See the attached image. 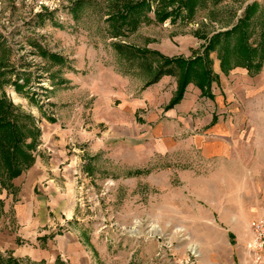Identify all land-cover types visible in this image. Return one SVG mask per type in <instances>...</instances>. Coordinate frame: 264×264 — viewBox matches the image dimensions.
<instances>
[{"label":"rangeland","instance_id":"374dc122","mask_svg":"<svg viewBox=\"0 0 264 264\" xmlns=\"http://www.w3.org/2000/svg\"><path fill=\"white\" fill-rule=\"evenodd\" d=\"M150 1L151 22L117 39L111 35V0H0V60L8 82L0 85V94L33 116L40 130L59 115L74 130L65 138L71 161L63 165L73 170L60 181L66 192H74L78 224L71 227L80 238L79 249L69 254L42 261L0 252V264L9 259L17 264H264L251 249L252 224L264 220V181L254 156L260 134L252 133L254 126L264 125V65L255 76L235 66L242 63L237 34L223 42L228 73L219 60L220 48L211 54L213 71L220 76L212 85L213 98L194 84L187 87L186 93L199 99L180 117L188 128L175 129L170 143L163 142L168 136L151 135L167 123L163 116L144 131L139 119L140 130L125 133L98 125L106 112L93 114L85 90L100 69H114L129 80L125 92L148 98L150 110L165 111L178 90L176 77L163 76L149 86L155 77L150 69L155 73L159 61L131 62L114 45L191 59L203 53L206 41L201 37L231 30L252 3L262 7L253 22L258 43L264 38V0H199L193 16L177 23L157 21L158 3ZM44 51L61 56L64 64L45 57ZM161 82L165 87L160 89ZM40 139L36 159L42 152ZM48 147L53 150L42 153L44 164L58 157L56 148ZM31 169L14 182L28 180ZM14 189L5 190L0 181V223L12 217L9 207L19 202L12 196L19 188ZM18 250L31 248L23 244Z\"/></svg>","mask_w":264,"mask_h":264},{"label":"crops","instance_id":"0c3cea01","mask_svg":"<svg viewBox=\"0 0 264 264\" xmlns=\"http://www.w3.org/2000/svg\"><path fill=\"white\" fill-rule=\"evenodd\" d=\"M182 41L186 42L187 40ZM90 56L93 58L92 52ZM91 60L94 63L93 59ZM101 66L104 67V65ZM96 76H98L97 80L93 82V79H90L92 83L89 85L90 82H88L85 90L92 98L93 114L95 112V115L100 116L96 114V110L106 112L103 120H96V122L98 125L106 124L108 131L125 133L140 130V127L136 126L138 124L137 119L144 122L142 125L144 128L141 127L142 131L147 130V127L152 129V122L160 121L163 116L167 123L161 122L156 130H152V133L150 130L148 132L152 136H168L169 138L163 142L170 143V138H172L175 129L181 131L183 127L188 128L187 123H184L185 125L180 123L185 121L180 117L194 108V103L198 101L199 97L192 96L188 92L183 101L168 112L160 111L157 108L150 110L149 104L146 102L148 98L144 100L134 98L133 95L124 91L129 80H125L122 74L116 73L114 69L104 67L100 69V75L97 74ZM164 83L161 82L158 88H164ZM158 88L156 87V89ZM222 105L225 106V103ZM132 119H135L134 125ZM63 120L64 116L60 117L59 115L56 122L41 128L40 150L42 152L38 153L36 163L31 169L34 172L29 174L28 180H25L24 183L17 185L13 182L14 190H17L18 187L19 191L12 196L19 199L17 203L19 205L16 204L13 208L9 207V211H12V217H7L0 223L1 253L12 251L13 254H18V258L24 257L23 255H31L32 260L39 257L43 261L51 258L52 254L55 257L56 255L69 254V251H76L80 245V238L71 227V225L76 226L75 224H78L76 218L74 219L76 217L75 195L74 192H66L62 187L63 183L60 181L70 178V173L73 170L67 166L63 167L65 162L69 165L68 162L71 161L65 155L68 143L65 138L74 133V130L66 127L67 125L63 123ZM252 133L260 134L256 135L258 142L254 143L257 149L254 156L260 160V180L264 181V125L254 126ZM48 145L56 148L58 157L57 159L52 157V162L44 164L42 153H45L46 150L48 152L53 150ZM162 146L167 148L169 144ZM22 186L23 188H21ZM65 225L70 230H65ZM23 244L29 245L31 251L18 250Z\"/></svg>","mask_w":264,"mask_h":264},{"label":"trees","instance_id":"16d2710c","mask_svg":"<svg viewBox=\"0 0 264 264\" xmlns=\"http://www.w3.org/2000/svg\"><path fill=\"white\" fill-rule=\"evenodd\" d=\"M158 3L155 10V19L159 22H165L171 19L173 23L186 17H192L195 7L199 0H154ZM109 22L111 24V35L114 38L124 37V35L138 31L141 25L151 22L149 14L152 12L150 0H111ZM262 13L260 4H249L243 13L242 18L238 20L234 28L224 32H218L212 37H201L206 41L203 46V53L196 54L191 59L185 58H167L161 54L148 50L140 49L133 45L123 43L116 44L114 47L119 54L124 55L131 62L145 60L153 57L154 61H159L160 65L154 69L151 67L154 79L148 84L158 82L163 76H173L177 79L178 90L176 96L166 106L165 111H170L179 105L185 96L186 89L190 84H194L202 92L203 96L213 98L212 85L219 81V75L213 71V60L211 54L218 53L219 60L225 71V47L223 42L238 35V51L242 63L240 66L247 69L251 76L259 74L264 65V38L255 43L254 38V20ZM184 15V16H183ZM262 21H260V24ZM43 55L53 62L62 64L61 56L47 54ZM64 64V63H63ZM2 72L0 77L5 78L4 71L7 70L6 64L0 60ZM252 72V73H251ZM255 72V74H254ZM5 79L0 85L7 84ZM20 89L21 86L19 85ZM1 89V88H0ZM41 130L37 126V120L28 114H24L17 109L4 93L0 94V181L2 188L12 190L13 182L19 179L25 172L31 169L36 163L35 153L39 147V138ZM8 264H17L13 259L8 260Z\"/></svg>","mask_w":264,"mask_h":264},{"label":"built area","instance_id":"2783aa9c","mask_svg":"<svg viewBox=\"0 0 264 264\" xmlns=\"http://www.w3.org/2000/svg\"><path fill=\"white\" fill-rule=\"evenodd\" d=\"M253 240L251 241V249L255 250V260L264 262V220H259L252 224Z\"/></svg>","mask_w":264,"mask_h":264},{"label":"bare ground","instance_id":"6f19581e","mask_svg":"<svg viewBox=\"0 0 264 264\" xmlns=\"http://www.w3.org/2000/svg\"><path fill=\"white\" fill-rule=\"evenodd\" d=\"M191 252L193 253V254H197L198 255V250H197V248L196 247H191Z\"/></svg>","mask_w":264,"mask_h":264}]
</instances>
